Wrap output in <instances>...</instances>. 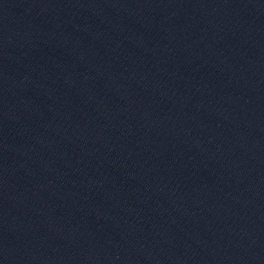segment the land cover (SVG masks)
I'll return each instance as SVG.
<instances>
[{
	"label": "water",
	"instance_id": "water-1",
	"mask_svg": "<svg viewBox=\"0 0 264 264\" xmlns=\"http://www.w3.org/2000/svg\"><path fill=\"white\" fill-rule=\"evenodd\" d=\"M0 264H264V0H0Z\"/></svg>",
	"mask_w": 264,
	"mask_h": 264
}]
</instances>
